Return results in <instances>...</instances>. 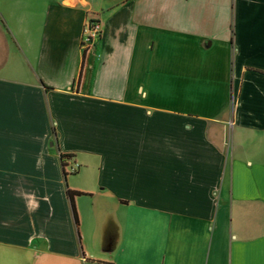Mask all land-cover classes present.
Instances as JSON below:
<instances>
[{
  "label": "crops",
  "instance_id": "1",
  "mask_svg": "<svg viewBox=\"0 0 264 264\" xmlns=\"http://www.w3.org/2000/svg\"><path fill=\"white\" fill-rule=\"evenodd\" d=\"M0 264H264V0H0Z\"/></svg>",
  "mask_w": 264,
  "mask_h": 264
},
{
  "label": "built area",
  "instance_id": "2",
  "mask_svg": "<svg viewBox=\"0 0 264 264\" xmlns=\"http://www.w3.org/2000/svg\"><path fill=\"white\" fill-rule=\"evenodd\" d=\"M100 34V26L98 23L93 22L91 26L87 29H85V38L84 43L86 45H92L94 40H96L99 37Z\"/></svg>",
  "mask_w": 264,
  "mask_h": 264
},
{
  "label": "trees",
  "instance_id": "3",
  "mask_svg": "<svg viewBox=\"0 0 264 264\" xmlns=\"http://www.w3.org/2000/svg\"><path fill=\"white\" fill-rule=\"evenodd\" d=\"M92 23L93 22L90 21L89 24H88V26L90 27ZM69 158H70L69 155L60 154V160H61L62 163L65 160L69 159ZM66 193H67L68 199L70 200V204H71V207H72V210H73L75 222L77 223V216H76L75 209H74L73 197L76 196V195H78V194H80V193L74 192V191H69V190H67Z\"/></svg>",
  "mask_w": 264,
  "mask_h": 264
}]
</instances>
